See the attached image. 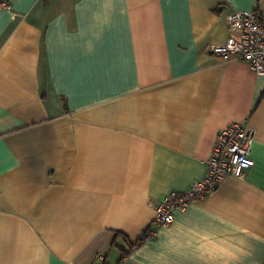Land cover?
Instances as JSON below:
<instances>
[{
  "label": "crops",
  "instance_id": "crops-1",
  "mask_svg": "<svg viewBox=\"0 0 264 264\" xmlns=\"http://www.w3.org/2000/svg\"><path fill=\"white\" fill-rule=\"evenodd\" d=\"M3 1L0 264H264V76L210 51L264 0ZM235 123L254 166L159 227Z\"/></svg>",
  "mask_w": 264,
  "mask_h": 264
},
{
  "label": "built area",
  "instance_id": "built-area-1",
  "mask_svg": "<svg viewBox=\"0 0 264 264\" xmlns=\"http://www.w3.org/2000/svg\"><path fill=\"white\" fill-rule=\"evenodd\" d=\"M0 8L11 10L8 1L0 2ZM231 35L224 45H215L210 51L225 59H237L249 64L258 75L264 76V13L257 9L250 11L233 10L228 15ZM253 131L244 123H235L222 130L217 137L209 160V170L203 180L194 182L188 190L174 192L157 206L156 224L169 226L183 212L189 203L202 200L217 190L230 175L242 177L254 166L251 158ZM154 235V232H150Z\"/></svg>",
  "mask_w": 264,
  "mask_h": 264
},
{
  "label": "trees",
  "instance_id": "trees-1",
  "mask_svg": "<svg viewBox=\"0 0 264 264\" xmlns=\"http://www.w3.org/2000/svg\"><path fill=\"white\" fill-rule=\"evenodd\" d=\"M146 236H147V234L144 235V237L142 239L138 240V242H136V244L134 245V247H137V246L143 244L145 242V240L147 239Z\"/></svg>",
  "mask_w": 264,
  "mask_h": 264
},
{
  "label": "water",
  "instance_id": "water-1",
  "mask_svg": "<svg viewBox=\"0 0 264 264\" xmlns=\"http://www.w3.org/2000/svg\"><path fill=\"white\" fill-rule=\"evenodd\" d=\"M120 242H121V240H120ZM127 252H129V250H127Z\"/></svg>",
  "mask_w": 264,
  "mask_h": 264
}]
</instances>
